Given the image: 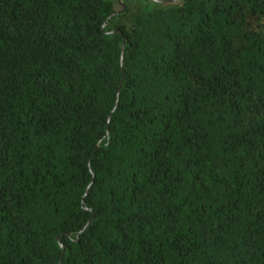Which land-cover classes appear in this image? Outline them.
<instances>
[{"label":"trees","instance_id":"1","mask_svg":"<svg viewBox=\"0 0 264 264\" xmlns=\"http://www.w3.org/2000/svg\"><path fill=\"white\" fill-rule=\"evenodd\" d=\"M0 264H264V0H0Z\"/></svg>","mask_w":264,"mask_h":264},{"label":"water","instance_id":"2","mask_svg":"<svg viewBox=\"0 0 264 264\" xmlns=\"http://www.w3.org/2000/svg\"><path fill=\"white\" fill-rule=\"evenodd\" d=\"M122 9H125V7L123 6V8ZM120 11H117L116 13H119ZM115 13V14H116ZM123 44H124V41H123V43H122V49H123ZM119 89H120V85H119V87H118V91H119ZM117 105V99H116V103H115V105H114V107ZM64 250H65V248L64 247H62V251L64 252Z\"/></svg>","mask_w":264,"mask_h":264}]
</instances>
